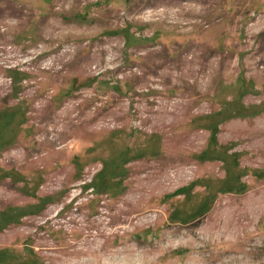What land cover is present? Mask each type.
<instances>
[{"label":"rangeland","instance_id":"obj_1","mask_svg":"<svg viewBox=\"0 0 264 264\" xmlns=\"http://www.w3.org/2000/svg\"><path fill=\"white\" fill-rule=\"evenodd\" d=\"M0 264H264V0H0Z\"/></svg>","mask_w":264,"mask_h":264}]
</instances>
